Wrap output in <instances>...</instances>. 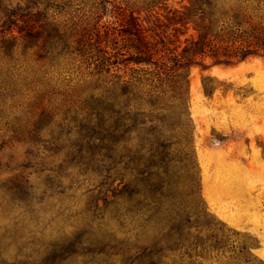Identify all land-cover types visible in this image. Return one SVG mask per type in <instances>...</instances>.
<instances>
[{"label":"rangeland","instance_id":"374dc122","mask_svg":"<svg viewBox=\"0 0 264 264\" xmlns=\"http://www.w3.org/2000/svg\"><path fill=\"white\" fill-rule=\"evenodd\" d=\"M152 1L0 0L33 6L48 33L26 49L0 28V264H264L243 230L264 240V58L192 68L180 116H125L112 171L66 154L103 89L50 26L71 41L119 31L131 12L152 19ZM60 126L71 136L51 155Z\"/></svg>","mask_w":264,"mask_h":264},{"label":"trees","instance_id":"16d2710c","mask_svg":"<svg viewBox=\"0 0 264 264\" xmlns=\"http://www.w3.org/2000/svg\"><path fill=\"white\" fill-rule=\"evenodd\" d=\"M169 1L147 5V9H158L152 19L141 20V10L137 17L131 12L119 31L96 25L85 38L72 41L66 28L50 26L59 35V44L72 50L69 55L93 64L94 75L101 76L93 83L103 89L102 96H97L95 117L74 132L82 143L74 145L79 151L72 147L67 155L112 171L125 116L144 115L147 110L180 116L188 111L192 68L208 70L264 58V0H177L178 8L169 6ZM32 10L33 6L0 11V28L10 35L16 32L14 38L26 49L36 42L45 46L48 38L46 23L35 19ZM207 60L211 61L208 66L204 65ZM64 129L60 126L52 135L46 149L51 155H57L63 149L59 144L71 136V130ZM126 254L130 256L129 251ZM137 264H143L141 259Z\"/></svg>","mask_w":264,"mask_h":264},{"label":"crops","instance_id":"0c3cea01","mask_svg":"<svg viewBox=\"0 0 264 264\" xmlns=\"http://www.w3.org/2000/svg\"><path fill=\"white\" fill-rule=\"evenodd\" d=\"M250 229H251V226L248 225L247 228H244L243 230L251 232L255 236L259 237V243L261 246L254 250V255L262 260V259H264V246H263L264 240L261 238L263 236V229H262V227H258V226L253 227L252 231H250Z\"/></svg>","mask_w":264,"mask_h":264},{"label":"bare ground","instance_id":"6f19581e","mask_svg":"<svg viewBox=\"0 0 264 264\" xmlns=\"http://www.w3.org/2000/svg\"><path fill=\"white\" fill-rule=\"evenodd\" d=\"M207 188V187H206Z\"/></svg>","mask_w":264,"mask_h":264}]
</instances>
